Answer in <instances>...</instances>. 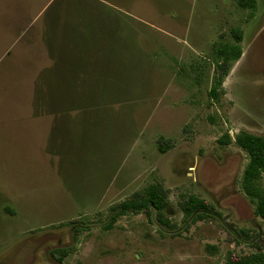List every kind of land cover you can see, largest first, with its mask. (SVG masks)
<instances>
[{"label":"rangeland","instance_id":"1","mask_svg":"<svg viewBox=\"0 0 264 264\" xmlns=\"http://www.w3.org/2000/svg\"><path fill=\"white\" fill-rule=\"evenodd\" d=\"M256 3L251 17L237 0H0V264H227L228 251L264 252V219L240 185L248 154L219 140L264 136ZM237 26L242 55L212 100V46ZM154 183L167 190L164 221L150 209L108 227L114 207ZM191 194L211 217H185Z\"/></svg>","mask_w":264,"mask_h":264},{"label":"trees","instance_id":"2","mask_svg":"<svg viewBox=\"0 0 264 264\" xmlns=\"http://www.w3.org/2000/svg\"><path fill=\"white\" fill-rule=\"evenodd\" d=\"M238 4L243 8L251 9V17L253 16L257 3L256 0H237ZM233 41L224 40L213 44L211 62L214 63L215 75L213 85L208 91L209 98L219 100L220 94L225 93L224 79L229 73L232 63L238 60L243 52L241 42L243 41V29L239 26L232 28ZM51 98L52 95H51ZM222 145H227L235 142L241 149L248 154V162L241 176L240 185L243 192L251 200L255 206V214L264 219V186L262 184V176L264 173V136L252 133L242 129L235 134L234 138L229 133H226L220 139ZM164 150V147H163ZM167 190L161 183H154L147 186L143 192H139L134 196L124 200L116 209L111 217L108 227H111L120 214L128 212L156 210L159 215V220L164 221L161 217L164 209L168 206ZM214 207L206 199L199 197L196 194H191L183 203L182 210L185 217L194 215V221L198 219H206L209 216V211ZM247 235L248 230L241 229ZM214 249V247H210ZM227 264H264V252L261 244L254 252L238 253L228 251ZM78 264V263H77Z\"/></svg>","mask_w":264,"mask_h":264}]
</instances>
